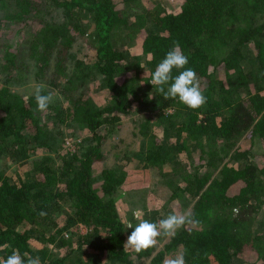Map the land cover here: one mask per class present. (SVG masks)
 <instances>
[{
    "label": "trees",
    "instance_id": "16d2710c",
    "mask_svg": "<svg viewBox=\"0 0 264 264\" xmlns=\"http://www.w3.org/2000/svg\"><path fill=\"white\" fill-rule=\"evenodd\" d=\"M3 26L7 81L33 67L45 93L58 90L40 113L34 94L0 83V159H17L0 170V246L10 245L0 257L18 249L41 264H164L182 252L186 264H264V0H0ZM82 38L94 53L70 66ZM174 42L199 78V109L165 100L150 83ZM137 112L146 148L135 158L168 177L152 221L185 211L199 221L141 253L124 249L127 173L106 151ZM74 125L87 136L69 150L61 126ZM65 202L61 225L55 211ZM80 224L87 231L73 247L62 234Z\"/></svg>",
    "mask_w": 264,
    "mask_h": 264
},
{
    "label": "rangeland",
    "instance_id": "374dc122",
    "mask_svg": "<svg viewBox=\"0 0 264 264\" xmlns=\"http://www.w3.org/2000/svg\"><path fill=\"white\" fill-rule=\"evenodd\" d=\"M167 3L174 2V0H165ZM60 14L56 13L55 17L58 18ZM6 26L0 28V34L7 33ZM94 53L93 49L90 47L87 39H78L72 49L70 50L69 63L70 66L74 64L76 58L80 60L89 61L90 56ZM2 59L0 58V63ZM91 63V62H87ZM35 69L31 67V69L23 75V79L11 78L9 82L7 81V75H5L4 70L0 66V83L4 84L7 82L13 90L20 93L21 95L27 97L31 94H34L35 87L39 85L35 81L34 75ZM95 87L93 89V95L96 101L102 102L104 100L103 96L99 93V91L103 88L101 83H94ZM54 90L57 92V88H51V91ZM62 97V96H60ZM62 100V98H60ZM144 116L143 113L140 112L134 113L131 117L127 118L124 122V126L122 130L112 137L108 144L106 145V151H109L108 155V164L116 165L117 168L125 171L127 173L125 182L121 189L125 192L124 196H122L118 201V209L120 212V216L122 221L127 227V224L130 222L133 225H136L140 219H145L150 222H153L151 217L153 216L152 206L156 205L159 201L156 200V195L158 194V187L164 183V180L168 179V177H164L166 171H161L158 168L150 167L145 168L142 162L139 159H136V153L139 150H144L146 148V141L138 136V122L140 117ZM62 131L66 137L65 144L67 149L74 150L77 143L84 139L87 136V132L84 129H79L76 125L74 126H61ZM136 133V134H135ZM244 142V145H247ZM62 144V142H61ZM60 144V145H61ZM9 157H3L0 159V170L1 171H10L15 167L17 163V159ZM165 172V174H164ZM162 175H161V174ZM172 175V174H170ZM169 176V175H168ZM175 181H180V177H174ZM173 210H177L181 208L179 202L170 205ZM60 211L57 213V208L55 214H59L58 218L59 223L61 225L64 223V220L69 219L70 215V207L67 202L61 203L59 205ZM169 205L167 206V209ZM164 208V210H167ZM135 210H140L142 215L137 218L133 216V212ZM44 228L46 227L43 224ZM128 235L134 229L127 228ZM53 232V229H51ZM87 231L85 225L73 226L70 228V231H64L62 236L68 238L69 243L74 247L76 246V242L78 241V237L80 234H84ZM167 240V237L161 236L158 238L160 243ZM58 254L64 252V247L56 249Z\"/></svg>",
    "mask_w": 264,
    "mask_h": 264
},
{
    "label": "clouds",
    "instance_id": "9594fccd",
    "mask_svg": "<svg viewBox=\"0 0 264 264\" xmlns=\"http://www.w3.org/2000/svg\"><path fill=\"white\" fill-rule=\"evenodd\" d=\"M188 62V57L182 52L179 43L174 42L173 47L151 73L150 83L156 87V90L163 95L165 100H178L189 109L195 110L206 103V97L201 91L196 72L186 67ZM173 69L179 70L175 76L172 75ZM55 96L54 90L45 93L44 86L37 85L34 90L36 111L40 113L47 111ZM234 211L236 210L234 209ZM39 215L43 217L46 213L40 212ZM141 215L140 210L133 212L134 217L139 218ZM198 223L199 221L189 211L183 213L172 212L158 222H150L145 219H140L136 225L129 222L127 228L134 230L128 235L124 249L141 253L155 247L159 242V237H172L185 225ZM8 247L10 245L5 244L0 246V249ZM0 264H41V259L39 256L33 257L29 252H24L21 255L18 249H13L6 258L0 257ZM164 264H186L185 255L178 252L168 256L165 258Z\"/></svg>",
    "mask_w": 264,
    "mask_h": 264
}]
</instances>
